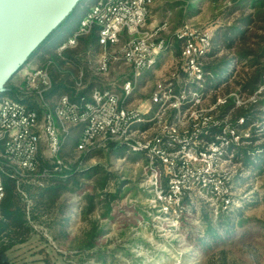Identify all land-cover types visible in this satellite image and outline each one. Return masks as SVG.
<instances>
[{"label": "rangeland", "instance_id": "obj_1", "mask_svg": "<svg viewBox=\"0 0 264 264\" xmlns=\"http://www.w3.org/2000/svg\"><path fill=\"white\" fill-rule=\"evenodd\" d=\"M176 1L154 0L151 7L148 27L156 28L163 22H169L168 31L164 34L166 38L186 21L177 10H170L169 5ZM200 8L199 15L187 20L198 30L212 32L218 25L231 23L233 20H225L220 6L211 7L206 2L200 4ZM81 17L77 12L71 22L64 25V31L73 34L79 27ZM129 39L124 31L121 42L112 50L119 52ZM47 48L48 44L11 80L10 86L24 85V71L36 63L43 64L47 59L43 57ZM100 57L99 52L83 54L79 58L80 69L86 75V87L92 85L94 88L114 91L123 98V85L132 80L136 83L135 93L130 99L135 102L132 105L134 108L136 105L150 103L157 86L171 78L182 59L168 49L158 57V65L144 70L136 79L133 69L122 61L113 63L106 74L100 73ZM248 70V67L244 69L242 65H237L236 80L244 78ZM230 84L231 95L236 94L238 87L233 79ZM262 91L263 88L255 94H236L238 108L224 117L222 110L213 112V116L223 126L237 130L242 138L239 145L230 150V155L227 154L230 159H220L217 163L218 172L230 180L229 186L233 192L232 211L227 214L231 215L234 223L229 239L218 243L209 239L203 241L206 239L207 223L220 226L224 211L219 201L207 196L201 186L186 178L180 206L167 204L162 196L168 190V179L163 168L159 166L153 171L146 158L140 159L142 156L139 153L126 150L124 154H120L119 147L111 145L96 149L98 156L83 162L80 168L84 171L101 165L110 174L111 179L105 192L116 194V199L111 201L112 212L105 215L106 202H100L108 197L98 196L100 193L95 189L96 177L85 179V191L81 196L67 192L51 210L38 205L36 215L39 217L32 222L34 232L31 237L0 256V264H264V162L261 168L255 169L245 167L243 161H237L239 147H264V114L260 122L247 125L239 110L241 106L247 109L257 102L258 94ZM216 93L222 98L229 96L223 89ZM213 94L214 92L210 96ZM50 99L52 107L56 100L54 97ZM211 105L213 103L209 99L206 106L208 108ZM260 110L264 112V108ZM44 113L42 112V117ZM154 134L155 130L148 131L147 139ZM80 135L81 127L71 128V133L65 140L61 155L68 166L79 163L84 154L77 150ZM250 139L253 140L249 141ZM137 140L142 141L141 138ZM260 150L264 152V148L255 151V161L259 160L258 157L264 160V153ZM42 154L44 158L49 156L45 145ZM171 157L176 160L192 158L189 150L175 151L171 153ZM195 162L197 168L201 166L199 160ZM155 172L159 174L157 179ZM86 195L96 196L94 202L97 205L95 211L88 215H85L89 205ZM95 223L99 228H104L107 234L96 240L94 248L87 249L84 242ZM220 228L219 234L225 236L226 226ZM100 252L103 253V259L100 258Z\"/></svg>", "mask_w": 264, "mask_h": 264}, {"label": "built area", "instance_id": "obj_2", "mask_svg": "<svg viewBox=\"0 0 264 264\" xmlns=\"http://www.w3.org/2000/svg\"><path fill=\"white\" fill-rule=\"evenodd\" d=\"M153 3L154 0H99L82 17L78 29L56 50L62 53L76 47L80 37L98 27L102 48L98 71L106 74L113 63L122 61L133 69L137 79L144 70L156 65L166 49L162 33L168 30L169 24L148 27ZM124 31L130 39L119 52L113 51ZM176 36L182 43L185 72L200 85L205 77L202 57L210 49L213 34L187 22L177 30ZM82 77L83 72L77 83L79 87H82ZM23 79L26 90L38 97L45 113L42 117L18 99L0 97V201L5 197L3 174L10 168L14 170L13 177L30 179L41 187L53 173L67 169L68 164L61 155L63 146L71 128L81 127L78 151L124 146L130 151L142 152L153 171L161 166L168 179V190L162 195L167 204L180 206L188 178L201 186L207 196L219 201L224 212L232 209L230 180L218 172L217 163L228 159L232 145H239L242 138L237 130L223 126L213 116L226 102L225 98L218 97L217 103L207 108L210 94L200 96L186 89L177 92L176 85L181 81L174 72L169 80L157 86L150 98L151 107L146 111L140 106L132 107L130 99L136 89L132 80L124 83L123 98L114 91L96 87L89 97H82L79 102L62 95L52 108L45 96L53 86L48 67L36 63L24 71ZM219 127L222 133L213 134L211 129ZM150 130H155V134L148 140L146 135ZM44 145L52 166L44 168L38 179L36 173ZM187 150L192 158L171 157L175 151ZM196 160L201 162L198 168ZM158 177L156 174L155 179ZM23 195L31 205L28 196L24 192Z\"/></svg>", "mask_w": 264, "mask_h": 264}, {"label": "trees", "instance_id": "obj_3", "mask_svg": "<svg viewBox=\"0 0 264 264\" xmlns=\"http://www.w3.org/2000/svg\"><path fill=\"white\" fill-rule=\"evenodd\" d=\"M97 1L99 0L92 2L87 0L80 1L71 15L27 61L28 63L48 44V48L44 50L43 56L47 57L43 64L48 67L53 82L52 89L45 95L48 101L53 97L57 101L60 96L66 94L72 101L79 102L82 97H89L91 91L94 89L92 85L88 88L85 85L86 75L80 69L81 63L79 58L81 55H86L87 53H102V48L99 45V28L94 27L88 35L80 37L78 45L74 48L66 49L62 53H58L56 49L70 36V34L64 31V25L71 22L77 12L83 17ZM206 2L211 7L220 6L225 20H233L231 23L218 25L212 31L213 36L210 49L202 57L205 77L200 85L189 79L184 69V61L181 59L179 68L175 71L181 81L176 85L177 92L186 89L196 91L200 96H206L214 92L210 96V99L215 104L218 99L216 91L223 89L224 93H229L227 94L229 96L225 98L226 102L220 105L217 110H222V116L224 117L231 110L238 108L236 94H255L263 88V91L258 94L259 100L257 102L252 103L247 109L242 106L239 107L247 125L260 122L261 116L264 114L260 110L264 108V0H177L171 3L169 7L170 10H177L182 19L186 20L183 21L179 28L186 24L187 20L199 15L201 13L200 4ZM179 28L171 32L168 38L164 36L168 30L163 32L162 38L166 40L165 51L169 49L182 58V43L176 36ZM237 65H242L244 69L246 67L249 68L245 73V77H240L239 81L236 80L238 76L236 74ZM81 72H83L82 87H79L77 83L80 81ZM232 79L238 90L236 94L231 95L230 82ZM11 80L6 83V92L0 94V97L9 96L18 99L29 109L36 110L42 116V112H45V110L41 108L38 97L26 90L25 82H23V86L19 84L10 86ZM55 102L52 104V108ZM222 127L212 128L211 131L217 135L222 133ZM252 140L250 139L249 141ZM235 147L237 146L232 145V148ZM258 149L250 146L239 147V151L237 150V161H243L244 166L247 168H261L264 162L263 158L258 157V161L254 160L255 151ZM126 150L128 148L124 146H119L118 148L120 154H124ZM260 151L264 153L263 150ZM135 153H139L142 156L140 159L145 158L142 152ZM97 156L98 151L96 149L85 151L79 163L73 166L69 165L61 173H53L44 180L45 186L43 187L30 181V179H17L13 177L14 170L11 168L3 174L5 197L0 201V256L14 246L28 241L31 237L34 232L32 222L39 217L36 215L39 208L38 205L51 210L55 208L61 197L67 192L76 193L81 196L85 191V183H83L85 179L96 177L95 189L100 193L98 196L102 197L101 195H105L108 197L107 200H101L100 202H106L105 215H109L112 212L111 201L116 199V194L105 192L111 179L110 174L101 165L92 166L84 171L80 168L83 162H87L89 159ZM51 166V161L42 157L36 178L41 175L44 168ZM23 192L28 196L31 205L25 199ZM85 197L89 200V205L85 212V215H88L95 211L97 207L94 202L96 196L86 195ZM228 211L221 215L222 224L220 226H215L212 222L207 223L205 229L206 239H203V241L209 239L214 241V243H218L220 240L229 239L231 232H233L234 223L231 215H227L231 213L232 209ZM238 218L241 220L240 215ZM221 226H226L225 236L219 234ZM106 234L107 231L104 228H99L95 223L90 232L87 233V240L84 242V245L87 249H92L96 246V240L104 237ZM101 254L100 258L103 259V253Z\"/></svg>", "mask_w": 264, "mask_h": 264}, {"label": "water", "instance_id": "obj_4", "mask_svg": "<svg viewBox=\"0 0 264 264\" xmlns=\"http://www.w3.org/2000/svg\"><path fill=\"white\" fill-rule=\"evenodd\" d=\"M82 0H0V94Z\"/></svg>", "mask_w": 264, "mask_h": 264}, {"label": "crops", "instance_id": "obj_5", "mask_svg": "<svg viewBox=\"0 0 264 264\" xmlns=\"http://www.w3.org/2000/svg\"><path fill=\"white\" fill-rule=\"evenodd\" d=\"M156 65H158V63H156ZM149 100V99H148ZM133 104H135V102L134 101H132V105ZM137 107H139L140 106V109H142V110H144V111H146L147 109H149V107H151V105L149 104V102L147 103V104H145V103H143V104H141V105H136Z\"/></svg>", "mask_w": 264, "mask_h": 264}]
</instances>
